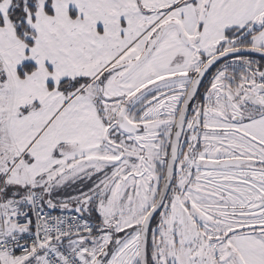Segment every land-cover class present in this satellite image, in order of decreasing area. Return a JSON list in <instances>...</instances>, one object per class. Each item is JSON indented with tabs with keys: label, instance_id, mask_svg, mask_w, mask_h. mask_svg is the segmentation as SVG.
Wrapping results in <instances>:
<instances>
[{
	"label": "snow or ice",
	"instance_id": "6c2138e0",
	"mask_svg": "<svg viewBox=\"0 0 264 264\" xmlns=\"http://www.w3.org/2000/svg\"><path fill=\"white\" fill-rule=\"evenodd\" d=\"M0 264H264V0H0Z\"/></svg>",
	"mask_w": 264,
	"mask_h": 264
}]
</instances>
